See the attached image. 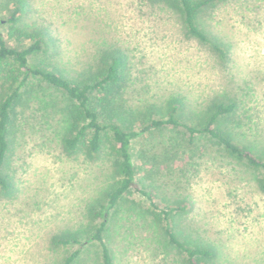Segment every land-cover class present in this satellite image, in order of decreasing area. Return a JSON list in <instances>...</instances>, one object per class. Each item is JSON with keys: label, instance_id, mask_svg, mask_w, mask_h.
Wrapping results in <instances>:
<instances>
[{"label": "rangeland", "instance_id": "rangeland-1", "mask_svg": "<svg viewBox=\"0 0 264 264\" xmlns=\"http://www.w3.org/2000/svg\"><path fill=\"white\" fill-rule=\"evenodd\" d=\"M3 12L0 5V18L6 17ZM203 15L210 34L227 49L229 61L185 37L177 15L160 12L145 0H31L23 20L31 29L53 38L56 46H43L37 61L66 78L80 81L88 67L96 64L91 34L86 31L101 25L110 33L111 43L116 38L125 43L120 48L131 63L127 87L131 100L147 92L150 101L158 105L179 93L204 107L211 99L225 95L243 105L244 123L251 119L253 126L264 132V0H228ZM113 46L119 47L117 43ZM57 96L64 99L59 91ZM33 123L30 119L20 127L9 165L22 194L12 201L0 200V264H46L47 256L63 260L77 247L53 249L50 237L83 226L86 220L81 202L85 193L94 188L91 191L98 198L109 185L108 164L86 165L63 156L56 142L43 136L45 126L39 125L37 131ZM201 142L202 148H210L207 138ZM141 143L132 142L134 153ZM207 150L208 154L198 159L194 175L185 180L187 192L179 188L174 175L164 179L157 189L161 206L186 207L176 227L185 243L207 248L213 246L210 241L222 239L229 264H264V193L249 182L251 173L245 178L236 176L232 165L220 166L213 151ZM255 175L263 177V171ZM154 183L159 186V182ZM132 196L148 207L137 193ZM148 252L145 244L139 243L122 264H176L174 249ZM85 258L87 261L78 264H98V248ZM200 263L216 264L214 258Z\"/></svg>", "mask_w": 264, "mask_h": 264}, {"label": "trees", "instance_id": "trees-1", "mask_svg": "<svg viewBox=\"0 0 264 264\" xmlns=\"http://www.w3.org/2000/svg\"><path fill=\"white\" fill-rule=\"evenodd\" d=\"M145 1L160 12L177 15L185 37L211 48L224 62L230 60L227 49L210 34L203 15L228 0ZM0 5L6 14L0 18V200L12 201L22 194L9 165L16 135L30 119L37 131L39 125L45 126L43 136L55 141L63 156L86 165L108 164V187L98 198L90 188L82 199L86 223L71 231H58L49 239L53 249H77L66 253L63 260L47 256L46 264L82 263L94 248L99 250L98 264H122L139 243L145 244L148 253L174 249L176 264H201L207 258L229 264L222 239L210 241L214 248L180 240L177 218L186 207L163 208L157 189L166 177L174 175L179 188L187 192L185 180L194 175L198 159L211 149L220 166L232 165L236 176L243 178L251 173L249 182L264 193V132L255 128L251 119L243 122V105L238 99L221 95L203 107L198 100L176 93L157 105L145 92L131 100V91L127 96L131 63L120 48L125 43L118 38L111 43L110 33L101 25L86 31L91 34L96 64L88 67L80 81L66 78L37 61L43 46L56 44L52 37L24 22L31 0H0ZM4 24L6 30L1 29ZM115 43L119 47L113 46ZM203 138L210 148H202ZM135 140L142 143L134 153ZM259 170L263 177H256ZM133 193L145 199L148 207L132 200Z\"/></svg>", "mask_w": 264, "mask_h": 264}]
</instances>
